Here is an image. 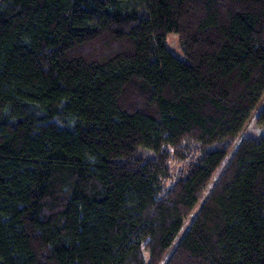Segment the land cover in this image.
<instances>
[{
	"label": "trees",
	"instance_id": "obj_1",
	"mask_svg": "<svg viewBox=\"0 0 264 264\" xmlns=\"http://www.w3.org/2000/svg\"><path fill=\"white\" fill-rule=\"evenodd\" d=\"M254 117L264 0H0V264H264Z\"/></svg>",
	"mask_w": 264,
	"mask_h": 264
},
{
	"label": "rangeland",
	"instance_id": "obj_2",
	"mask_svg": "<svg viewBox=\"0 0 264 264\" xmlns=\"http://www.w3.org/2000/svg\"><path fill=\"white\" fill-rule=\"evenodd\" d=\"M166 47L179 60H181L183 62H186V63L188 62L186 56L184 55V53L182 52V50L179 47L178 36L176 34H170V35L167 36V39H166ZM263 132H264V127L258 126L256 124V117H254L249 122V124L246 126L245 130L243 131V133L241 134L240 140L241 139H244V138H254V139H257L258 140V139H260V137H262ZM239 141L236 142V144H235V146L233 148V151L235 150L236 146H238ZM149 156H151L150 155V152H149ZM170 167L172 168V175H175V176L177 175V177L180 175L179 173H182L183 171H187V168H188V166L186 164H182V163H179V162L173 161V160L171 161ZM217 180H218V176L213 180V182L211 183L210 187L206 191V193L204 195L205 197L209 195V192H210L211 188L214 186V184L216 183ZM203 201H201V202H203ZM199 209H200V204L196 207L195 211L189 217L186 227L188 226V224L190 223V221L193 218H195V215L197 214V212L199 211ZM183 234H184V231L176 239L175 243L173 244V246L170 249V253H172L174 251V249L176 248V246L180 242L181 236Z\"/></svg>",
	"mask_w": 264,
	"mask_h": 264
}]
</instances>
